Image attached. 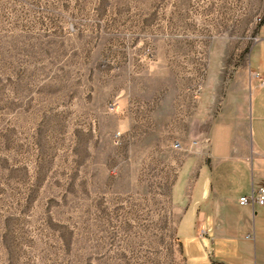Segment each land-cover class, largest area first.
<instances>
[{
	"label": "rangeland",
	"instance_id": "obj_1",
	"mask_svg": "<svg viewBox=\"0 0 264 264\" xmlns=\"http://www.w3.org/2000/svg\"><path fill=\"white\" fill-rule=\"evenodd\" d=\"M258 16L264 0H0V264H182L170 190L205 150L201 69L255 71Z\"/></svg>",
	"mask_w": 264,
	"mask_h": 264
},
{
	"label": "crops",
	"instance_id": "obj_2",
	"mask_svg": "<svg viewBox=\"0 0 264 264\" xmlns=\"http://www.w3.org/2000/svg\"><path fill=\"white\" fill-rule=\"evenodd\" d=\"M258 36L255 71L249 55L246 67L208 59L201 69L194 102L205 150L183 160L170 190L182 264H264V206L238 205L264 187V24Z\"/></svg>",
	"mask_w": 264,
	"mask_h": 264
},
{
	"label": "built area",
	"instance_id": "obj_3",
	"mask_svg": "<svg viewBox=\"0 0 264 264\" xmlns=\"http://www.w3.org/2000/svg\"><path fill=\"white\" fill-rule=\"evenodd\" d=\"M256 23L258 25L257 33L252 39V46L260 41V38L258 36V29L261 25L264 24V17L258 16V18L256 19ZM175 147H178V144H176ZM238 205L250 206L251 208L264 206V187L252 188L249 195L242 196L238 199Z\"/></svg>",
	"mask_w": 264,
	"mask_h": 264
}]
</instances>
